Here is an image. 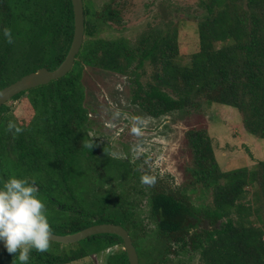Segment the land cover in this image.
Returning <instances> with one entry per match:
<instances>
[{
    "label": "trees",
    "instance_id": "obj_1",
    "mask_svg": "<svg viewBox=\"0 0 264 264\" xmlns=\"http://www.w3.org/2000/svg\"><path fill=\"white\" fill-rule=\"evenodd\" d=\"M88 3L84 41L72 70L13 98L27 97L34 110L31 121L14 123L22 129L14 134L7 129L8 105L0 108V183L13 174L35 178L54 234L116 224L137 238L143 227L140 209L128 200L124 182L140 183L143 173L89 137L85 67L137 76L133 101L152 118L199 107L198 99H203L209 105L237 109L245 130L264 139V0H201L205 12L198 23L200 51L189 66L179 63L176 27L165 32L150 29L134 46L125 38L102 39L97 36L101 27L110 22L120 25L121 11L114 0L98 13ZM4 27L11 29L12 42L0 32V91L42 67L55 70L64 61L74 36L72 1L0 0V29ZM146 63L154 75L143 85L135 70ZM187 136L195 162L191 172L196 183L211 189L213 202L197 207L186 196L150 189L149 213L157 230L151 241L162 246L156 264L169 260V254L185 252L199 253L202 264H264V225H259L264 161L254 169L221 171L207 132L191 130ZM112 180L123 188L119 193L105 187ZM246 187L254 188L252 202H244ZM52 208L63 217L48 215ZM204 221L212 229L200 228ZM120 244L124 246L117 235L98 234L68 252L32 249L26 264H67ZM0 264L22 262L5 249L0 250ZM107 264H129L126 251L111 256Z\"/></svg>",
    "mask_w": 264,
    "mask_h": 264
},
{
    "label": "rangeland",
    "instance_id": "obj_2",
    "mask_svg": "<svg viewBox=\"0 0 264 264\" xmlns=\"http://www.w3.org/2000/svg\"><path fill=\"white\" fill-rule=\"evenodd\" d=\"M88 2L93 4L95 12L98 13L113 0H83L84 7L87 8ZM200 2L201 0H114V6L122 15L120 25L115 22L103 25L97 36L106 40L125 38L130 46H134L150 29L165 32L176 27L178 60L181 65L189 66L193 55L200 51L198 23L205 12ZM96 19L95 17L93 20ZM135 72L143 85L152 82L154 68L149 63ZM135 77L137 76L85 67L82 77L85 89L84 105L89 110L87 127L91 140L102 148H108L112 157L129 161L143 174L148 173L156 178L151 185L138 181L134 184V180L124 182V190L130 194L128 200L138 205L137 210L140 209L138 217L143 225L142 230L136 234L138 240L133 234L130 235L139 264H156L162 246L151 241L156 238L157 230L149 213L150 189H165L169 193L186 196L187 201L197 207L212 205L213 202L211 189L196 183L191 172L195 162L187 133L191 130L206 131L211 137L217 163L221 171L226 172L242 167L254 169L258 161H264V139L245 130L242 114L237 109L219 103L209 105L203 99H198L199 107H186L183 111L152 118L141 109L140 104L133 101V91L137 87ZM7 105L9 109L5 119L8 122L11 120L15 124H28L31 121L34 110L26 96L18 100L12 99ZM133 128L137 131L133 132ZM115 183L117 181L112 180L104 185L115 188L114 191L119 193L123 188H117ZM246 189L248 196L244 202H252L254 188ZM255 207L254 204L253 209ZM52 210L53 208L47 210L48 215L51 213L56 219L63 217L58 208ZM260 215L262 222L259 225L263 226V208ZM252 219L257 220L255 213ZM200 228L212 229L207 221ZM78 244L57 245L50 242L48 250H59L56 253L68 252L77 248ZM172 249L176 250V246L172 245ZM0 250H5L2 243ZM123 251L124 246L120 244L67 264H107L111 256ZM168 257L165 264H202L197 252L172 253Z\"/></svg>",
    "mask_w": 264,
    "mask_h": 264
},
{
    "label": "clouds",
    "instance_id": "obj_3",
    "mask_svg": "<svg viewBox=\"0 0 264 264\" xmlns=\"http://www.w3.org/2000/svg\"><path fill=\"white\" fill-rule=\"evenodd\" d=\"M4 38L11 43V29H0ZM7 129L14 134L22 129L9 121ZM137 129L133 128V132ZM155 176L141 175L142 183H155ZM51 229L46 215V206L38 193L35 178H18L10 175L0 183V243L10 254L17 255L22 264L29 260L32 249L46 252L49 249Z\"/></svg>",
    "mask_w": 264,
    "mask_h": 264
},
{
    "label": "water",
    "instance_id": "obj_4",
    "mask_svg": "<svg viewBox=\"0 0 264 264\" xmlns=\"http://www.w3.org/2000/svg\"><path fill=\"white\" fill-rule=\"evenodd\" d=\"M71 1L74 11V36L66 58L55 70L42 67L38 71L25 75L3 88L0 91V108L11 101L16 95L41 85H47L51 81L64 77L72 70L76 56L80 52L84 41L85 13L83 0ZM98 234H114L119 236L123 240L129 264H139V257L132 238L129 232L121 225L97 224L69 235H58L51 232L49 241L60 244H73Z\"/></svg>",
    "mask_w": 264,
    "mask_h": 264
},
{
    "label": "flooded vegetation",
    "instance_id": "obj_5",
    "mask_svg": "<svg viewBox=\"0 0 264 264\" xmlns=\"http://www.w3.org/2000/svg\"><path fill=\"white\" fill-rule=\"evenodd\" d=\"M79 242H76V243H73V244H78ZM72 244V245H73ZM64 245H69V244H64ZM79 245H77V247H78ZM79 248V247H78ZM109 248H112V247H109Z\"/></svg>",
    "mask_w": 264,
    "mask_h": 264
}]
</instances>
